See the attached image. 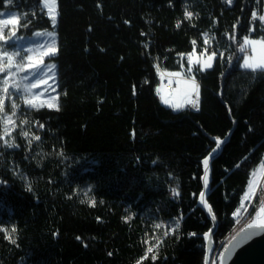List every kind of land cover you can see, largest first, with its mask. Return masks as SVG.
<instances>
[{
    "label": "trees",
    "instance_id": "trees-1",
    "mask_svg": "<svg viewBox=\"0 0 264 264\" xmlns=\"http://www.w3.org/2000/svg\"><path fill=\"white\" fill-rule=\"evenodd\" d=\"M0 10L17 12L21 36L55 32L47 61L60 109H25L40 140L0 146V264H204L213 224L198 205L202 161L228 139L208 195L215 244L264 161V73L243 68L240 50L264 38L258 18L250 27L264 0H57L55 27L42 0H0ZM192 41L216 56L187 75L199 110L174 111L158 68L188 67ZM263 195L264 183L250 218Z\"/></svg>",
    "mask_w": 264,
    "mask_h": 264
},
{
    "label": "rangeland",
    "instance_id": "rangeland-1",
    "mask_svg": "<svg viewBox=\"0 0 264 264\" xmlns=\"http://www.w3.org/2000/svg\"><path fill=\"white\" fill-rule=\"evenodd\" d=\"M44 9L47 12V9L46 8ZM13 16H17L19 18V15L17 14L16 11L0 10V19H11ZM56 16H57V12H56ZM12 28L13 25L11 24L4 28L5 36L11 34L10 30ZM19 28L20 26H18L16 30V34L12 39L7 40L6 43L4 41H0V55L5 53L7 55L15 54L13 57L14 61L16 63H21L26 66L30 65L29 57L33 59L42 58L43 63H40L37 66V68L26 67L25 71H19V69L17 68H12L10 71L0 72V95H3L2 93L3 81L5 79L9 80V95L4 98V108L3 111L0 112V138H2L0 139V146L2 145L5 147H7L5 144V140H7V142L9 143L14 141L15 144L17 145L19 139H21V141H23V143L26 145H31L33 142L37 141L32 139V137L38 134L34 131L33 124L25 110V109H31V107H29L24 102L25 96L29 98L39 97L41 100H50L51 97H59L57 65L54 62L47 61V59L52 56L43 55V53L46 52L47 49L52 46L53 42L55 43V47L57 48V36L55 32L41 30V31H35L31 36H21L18 32ZM47 32L54 33V36L36 34V33H47ZM251 40H260V39H251ZM250 47L252 53L250 55L245 54V57L242 61V67L245 59L254 60L264 56V49H261L259 46H250ZM253 47H255V51H253ZM189 55L183 57L182 60L185 59L188 62ZM207 55H211V53H207ZM207 55L194 54L193 63L191 65L188 63V67H186L185 64L182 62V70L179 72H173V73H180V75L179 76L172 75L174 77L173 81L176 85L175 89L170 92H167L166 90L162 89L160 92H158V95L160 97H165L170 99L172 103L184 104L186 99V92H187L189 79L185 78L182 80V77L188 75L189 68L193 70L195 67H201L202 63L207 59ZM197 59L200 61V63L196 62ZM213 62L214 61H212V65ZM49 65H55V67L49 70L48 67ZM9 77H11V79H9ZM44 81H47V83H44ZM37 82H39L37 87L31 88L30 92L26 90L28 86L32 84H36ZM14 84L18 85L19 90H17V88L12 87V85ZM13 103L16 104L15 109L12 108ZM54 103L59 105V98L56 101H54ZM163 104L173 109L174 111H178L182 108L181 107L179 109H175L169 106L168 104L165 103ZM13 111L15 112V115H12ZM6 115L12 116V120L14 121V123L8 125L10 130V135L5 133L4 131L5 128L4 117ZM24 121H27V123H24ZM21 130L27 131L29 133V136L26 138L20 135ZM30 140L31 142H29ZM9 149H13V148H9ZM261 165H264V161ZM261 165L254 171L255 175H252V179H251V181L254 182L255 195L252 197L251 200L246 201L243 199L239 209L236 211V213L239 212V215H237L236 213L234 214L237 223H241L239 228H241L246 223L250 222L251 218L253 217L252 216L250 218L248 216V212L250 213L253 204L255 202V199L259 195L262 185L264 183V167H261ZM262 200H264V195ZM261 207H264V204L260 203V206L258 207L255 213L259 212ZM2 227L5 230L6 234L9 236V230L7 226L3 225ZM149 241H151V239Z\"/></svg>",
    "mask_w": 264,
    "mask_h": 264
},
{
    "label": "snow or ice",
    "instance_id": "snow-or-ice-1",
    "mask_svg": "<svg viewBox=\"0 0 264 264\" xmlns=\"http://www.w3.org/2000/svg\"><path fill=\"white\" fill-rule=\"evenodd\" d=\"M9 3H12V0H8ZM226 3L231 4L232 0H226ZM42 4L43 7L47 9V14L49 16V18L52 21V25L53 27H55L56 24V12H57V0H42ZM185 17L189 20H191L193 18V13L189 12V11H185ZM259 19V21L262 22L261 26L264 27V15H260L259 17H257V13L253 12L252 13V19L256 20ZM125 23H127V21H125ZM13 25V28L10 30L11 34L8 36H5L4 33V28L7 27L8 25ZM18 26H20V21L19 18L17 16H13L11 19H0V41H4L5 43L7 42V40L12 39L15 34H16V30L18 28ZM26 26V25H25ZM180 24L177 23V27H179ZM37 35H48V36H54V33L52 32H47V33H36ZM204 42L205 43H209L208 40V36L207 34H205L204 37ZM192 43L195 45L196 41H192ZM244 45L246 46H259L261 49H264V38L260 39V40H251L248 38H245L244 40ZM242 52L245 50V48L242 46L240 49ZM58 49L55 47V43L53 42L52 46L49 47L47 49L46 52L43 53V55H48V56H54L57 53ZM253 51H255V47H253ZM14 55H7L2 54L0 55V72H5V71H10L12 68H17L19 69V71H25L26 67H32V68H37V66L40 63H43L42 58L41 59H33L31 57H29V61H30V65H24L21 63H16L14 61ZM207 55V53H206ZM193 56L194 54H190L189 58H188V63L191 65L193 63ZM216 53L213 52L211 53V55H207V59L202 63L201 67H199L197 69V71H203L205 69L211 68L212 65V61L215 59ZM197 63H200V61L197 59L196 60ZM49 70H51V68H54L55 65H49ZM243 67L246 69H249L252 72H261L264 73V56L260 57L259 59H245ZM192 69L189 68V73H191ZM173 75L179 76L180 73H173ZM9 79H11V77H9ZM44 83H47V81H44ZM39 84V82H37L36 84H32L30 86L27 87V91L30 92L31 88H35L37 87ZM12 87L17 88V90H19L18 85L14 84L12 85ZM2 93L3 95H0V112L3 111L4 108V98L6 96L9 95V80L5 79L3 81V87H2ZM58 99V97H51L50 100H41L39 97H32L29 98L27 96H25V104H27L29 107L31 108H43V107H48L50 109L54 108L55 110L59 111V105L54 103V101H56ZM162 102L165 104H168L169 106L175 108V109H179L181 107L184 106V104H175L172 103V101L168 98L165 97H161ZM185 104L190 105L192 108L196 109L197 111L199 110V84L196 82L195 76L190 75L189 76V81H188V86H187V92H186V99H185ZM12 108L15 109L16 108V104H12ZM15 115V112L13 111V114ZM5 128L4 131L5 133L10 135V130L8 125L14 123V121L12 120V116H5ZM24 123H27V121H24ZM40 127H43V125L41 124ZM20 135L24 136V137H28L29 133L27 131L21 130ZM2 139V138H0ZM32 139L39 141L40 140V136L36 135L34 137H32ZM31 142V140L29 141ZM223 143V141H221L219 138H217V143H216V149L215 150H219L221 147V144ZM5 144L8 148H15L18 147L17 144H15V142H7V140H5ZM214 150V151H215ZM214 159V156L212 157ZM203 165H204V169H205V175L203 177L204 180V186L205 189H207V191L210 192V189H208V172H209V159L205 158L203 160ZM261 167H264V165H261ZM253 175H255V173H253ZM174 194L178 195L179 193H177L175 191V189L173 190ZM255 195V186H254V182L253 181H249V187H248V191L245 192V195L243 197L244 200H251L252 197ZM205 192H201L200 193V202L201 204H204L205 206H207V202L205 200ZM71 198V197H69ZM83 203V201H81ZM95 201L93 200L91 202V206H95ZM262 204H264V200L261 201ZM209 212H211V208H208ZM237 215H239V212L236 213ZM215 217H213L214 219ZM129 218H125V221L127 222ZM13 231H15V229H13ZM262 233H264V207H261L260 211L256 213L255 217H252L250 222L248 223V227L247 229H245L237 238L234 239L233 245L232 247H238L250 240H252L253 238L261 235ZM192 235H195V233H193ZM79 239V237L77 238ZM12 243H15L14 240H12ZM156 247H159V244L157 243ZM149 252L153 251V248H148ZM226 251H228L226 249ZM156 259V256H153V260Z\"/></svg>",
    "mask_w": 264,
    "mask_h": 264
},
{
    "label": "water",
    "instance_id": "water-1",
    "mask_svg": "<svg viewBox=\"0 0 264 264\" xmlns=\"http://www.w3.org/2000/svg\"><path fill=\"white\" fill-rule=\"evenodd\" d=\"M221 141H223V143L221 144L220 149L215 150L216 149V146H215L214 149L210 152V154L206 157L209 159L208 189L211 188V182H212V171H213L212 164L222 154L224 147L226 143L228 142V139H223ZM216 143H217V140H216ZM213 156H214V159L212 158ZM202 165H203V161H202ZM204 175H205V169L203 165V176H202L203 190L202 192H205L204 198L207 202V206H205L204 204H201L200 195L198 198V205L207 214L208 218L212 221V224H213L212 228L204 235V240H205L204 264H209L210 258L216 246L214 236L218 228V222L216 220L214 211L208 202L209 191H207V189H205V186H204V180H203ZM209 207L211 208V212H209L208 210ZM255 216H256V213L253 215V217ZM213 217L215 218L213 219ZM248 223H246L241 228H239L229 238V240L225 244V247L223 248V251L221 253L219 264H264V233H262L261 235L253 238L252 240L238 247H232L234 239L237 238L245 229H247ZM226 249L228 251H226Z\"/></svg>",
    "mask_w": 264,
    "mask_h": 264
},
{
    "label": "built area",
    "instance_id": "built-area-1",
    "mask_svg": "<svg viewBox=\"0 0 264 264\" xmlns=\"http://www.w3.org/2000/svg\"><path fill=\"white\" fill-rule=\"evenodd\" d=\"M256 20L251 19L250 22V27L251 29H253L254 24H255ZM244 53L250 55L252 53L251 48L249 46L244 45ZM214 51V47L213 44H209L207 45V47L204 50H199V44L196 42L195 45H193V53H196L198 55H205L206 53H213ZM159 69V84L157 87V92H160L162 89L170 92L172 90L175 89V83H174V77L172 76V74H170L169 72L158 68ZM199 84V83H198ZM199 101H200V95H199ZM186 109H190V110H196L194 108H192L190 105H185ZM42 127H40V125H37V130H41ZM248 216H249V212H248ZM241 225V223H237L235 226L233 227V229L231 230L230 233H228L225 237L221 238L218 240L215 249L212 253V256L210 258L209 264H219V259L221 256V253L223 251V248L225 247V244L227 243V241L229 240V238L238 230L239 226Z\"/></svg>",
    "mask_w": 264,
    "mask_h": 264
},
{
    "label": "crops",
    "instance_id": "crops-1",
    "mask_svg": "<svg viewBox=\"0 0 264 264\" xmlns=\"http://www.w3.org/2000/svg\"><path fill=\"white\" fill-rule=\"evenodd\" d=\"M249 47H250V46H249ZM250 48H251V47H250ZM193 54H196V53H193ZM213 61H214V60H213ZM169 73H170V72H169ZM170 74H172V73H170ZM172 75H173V74H172ZM173 76H174V75H173ZM185 78H188V79H189L188 76H184V77H182V80L185 79ZM182 80H181V81H182ZM196 82H197V81H196ZM176 83H177V82H176ZM197 83H198V82H197ZM175 87H176V86H175ZM167 92H168V91H167ZM199 94H200V91H199ZM159 98H160V100H161V102H162V99H161L160 96H159ZM185 105H186V104L184 103V106H183L181 109L185 108ZM181 109H180V110H181Z\"/></svg>",
    "mask_w": 264,
    "mask_h": 264
}]
</instances>
